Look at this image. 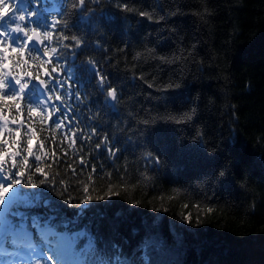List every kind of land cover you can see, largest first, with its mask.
I'll list each match as a JSON object with an SVG mask.
<instances>
[{"label":"snow or ice","instance_id":"6c2138e0","mask_svg":"<svg viewBox=\"0 0 264 264\" xmlns=\"http://www.w3.org/2000/svg\"><path fill=\"white\" fill-rule=\"evenodd\" d=\"M187 7V0H156L155 4L148 0H75L70 8L68 0H0V264H171L167 256L179 238L169 242L156 230L160 218L137 225L94 210L99 201L111 202L122 193L130 203H141L130 198L127 187L129 156L137 165L138 184L157 190L161 175L175 168L167 158V145L161 142L163 132L183 133L185 140L192 141L188 148L197 160L180 179L168 180L189 194V202L182 205L185 211L180 213L182 223H203L202 217L216 211L221 193L250 195L257 172L264 183V154L256 157L253 153L242 167L247 144L239 131L241 110L231 103L237 98L230 91L235 87L231 74L216 76L224 90L213 93L215 99L208 102L214 107L216 101H223L215 109L223 123L205 120L203 94L193 95L200 81L194 72L215 74L227 56L229 42L225 39L213 55L199 31L189 33L176 20L196 17L203 30L219 18V0H200L190 12L185 11ZM53 12L65 17L62 26L58 18L49 21ZM143 21L160 26L155 35L144 30ZM231 27L235 39L238 27ZM57 30L62 43L45 47ZM109 36L112 42L119 41L114 49ZM26 50L41 60L34 68L23 58ZM13 54L18 57L14 64ZM121 62L131 67L122 73ZM21 64L31 70L22 69L14 76ZM4 77H8L7 85ZM25 100L28 117L39 112L41 123L60 129L74 155L94 144L92 151L111 169L105 171L103 162L99 165L106 181L103 186L91 179L97 173L96 164L91 165L86 180L70 184L53 169L59 159L42 158L45 143L41 139L34 144L37 130L25 120L5 115L6 107L12 110L13 105L21 113ZM21 128L25 129L23 138ZM225 132L227 143L237 150L235 155L225 154L221 147L226 143ZM76 140L79 151L74 147ZM261 142L264 135L257 141L258 148ZM121 158L126 161L123 170L117 165ZM80 163L79 174L68 166L74 177L82 175L89 162L81 156ZM113 173L118 182H113ZM173 190L179 194V188ZM191 194L197 197L195 201ZM153 199L160 201L153 211H170L164 196ZM70 208L75 211L69 212ZM188 209H195V218Z\"/></svg>","mask_w":264,"mask_h":264},{"label":"trees","instance_id":"16d2710c","mask_svg":"<svg viewBox=\"0 0 264 264\" xmlns=\"http://www.w3.org/2000/svg\"><path fill=\"white\" fill-rule=\"evenodd\" d=\"M34 2L35 0H33ZM74 2L75 0H68V7L70 8L71 3ZM148 2L155 4L156 0H148ZM187 2H189V7L185 8V11L190 12L195 10V6L200 3V0H187ZM48 7L51 8L50 3ZM53 18H58L61 26L63 25L65 17H57V14L53 12L48 16V19L51 21ZM176 23L189 33L199 31V38L208 45V50L213 55L217 54L219 46L224 43L225 39L229 42V47L226 50L227 56L220 62L215 74L206 71L194 72V77H199L202 82L196 83L193 95L203 94L201 107L204 119L209 123L219 121L221 113L215 109L221 108L223 101H216L214 107L208 102L215 99L213 93L224 90V85L216 82V76L223 78L229 73L231 74L230 83L235 87H232L230 91L237 97L231 103L241 110L238 113L239 131L247 144V151L242 160L243 167L251 161L253 153L256 157L264 154V142H261L259 148L257 147V141L264 135V0H231V3H228V0H219V18L211 20L203 30H200L198 18L190 15L178 18ZM142 24L144 30L151 31L153 35L160 27L147 21H143ZM231 25L238 27L235 39H233L234 33ZM48 30L51 31V29ZM72 34H75L74 30ZM108 40L113 49L119 43V41L112 42L111 36L108 37ZM61 43L62 39L59 30H57L52 34V43H46L45 47L50 49ZM43 50L44 48L41 49V51ZM17 58L13 54V64ZM23 58H27L33 68L41 62L34 51L26 50ZM119 59L123 61V57H119ZM128 60L131 61V56L128 57ZM208 63L210 61L205 62L206 65ZM126 66L131 67V63L125 65L121 62L122 73ZM22 69L31 70L25 69L21 64L15 68L13 75H20ZM75 88L76 86L73 85V90ZM71 103L75 107L74 99ZM210 109L211 111H209ZM85 114L87 113L85 112ZM5 115L18 121L25 120L29 127L37 130V139L34 144H38L41 139L45 143L44 157L42 158L46 157L50 161L59 159L58 164L53 163V169L59 172L60 176L68 183L75 184L77 180H86L91 173L92 164L97 166V173L91 177L92 182L97 186H103L106 183L102 179L99 165L103 162L105 171L111 169L102 156L97 157L96 153L92 151L94 144L85 146L80 155H74L73 149L68 147L70 140L62 138L63 133L60 129L54 125L49 127L48 123H41L39 112L31 118L28 117L26 100L21 113L17 114L13 105L12 110L6 107ZM219 122L223 123V121ZM24 134L25 129L21 128V138ZM160 139L167 145V158L175 165V168L169 169L168 172L161 175L159 182L156 183L157 190H153L151 185L145 187L143 183L138 184V180L141 178L136 171L137 165L129 156L127 160L128 175L125 177L128 181L127 187L130 198L139 200L141 203L138 206L130 203L129 198L122 193L120 197H112L111 202L99 201L94 210L113 220L137 225L144 222L152 223L150 220L152 217L160 218L155 222L156 230L167 237L169 242L173 238H179V243L169 251L167 256L171 264H264V183L259 179V173L253 175L248 190L250 195L241 192L233 197L227 192L221 193L222 198L215 206L216 211L202 217L203 223L198 226L194 223L192 225L182 223L180 213L185 211L182 205L189 202V194L179 185H170L168 180L173 176L180 179L186 169L193 168L197 160L194 152L188 148L192 141L185 140L183 133L163 132ZM224 139L226 143L221 147L224 148L225 154L235 155L237 150L227 143V132L224 133ZM217 142L219 143V141ZM61 147H63V151H61ZM74 147L79 151V140H76ZM64 152L67 155H64ZM81 156L89 162L88 167L83 168L82 175L74 177L68 166L71 165V168L76 169L79 174L82 169ZM93 157L96 158L93 159ZM5 159L7 160L8 157L6 156ZM125 163L124 158L117 161L121 170ZM113 182H118L115 173H113ZM174 188H179V194L173 190ZM161 195L165 197V204L170 209L167 213L152 210L160 203L159 199L154 200L153 197ZM191 199L192 201L197 199L195 194H191ZM71 211H75V209L70 208L69 212ZM188 211H191L195 218V209H188Z\"/></svg>","mask_w":264,"mask_h":264}]
</instances>
